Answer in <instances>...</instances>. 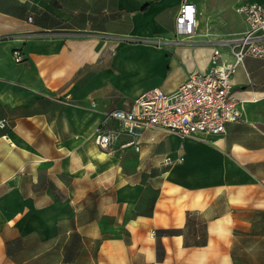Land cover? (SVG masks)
Instances as JSON below:
<instances>
[{
    "label": "crops",
    "instance_id": "0c3cea01",
    "mask_svg": "<svg viewBox=\"0 0 264 264\" xmlns=\"http://www.w3.org/2000/svg\"><path fill=\"white\" fill-rule=\"evenodd\" d=\"M190 1L196 33L180 38L174 20L182 0H0V120L6 123L0 127V264H21L12 252L19 239L55 243L61 222L72 216V196L88 192L90 177L100 185L120 180L123 159L135 169L123 177L131 208L138 200L144 208H134L128 224L137 232L130 240L136 251L113 264H185L187 256L190 264H219L222 254L232 259L225 244L237 236L223 230L233 227L234 208L253 203L264 209L263 57L236 65L232 92L242 118L218 136L204 141L150 128L137 136L138 151L122 145L132 139L128 134L107 151L94 140L97 128L114 127L113 120L104 121L112 108L153 86L174 90L191 71L208 69V36L244 29L235 7L245 0ZM238 16L241 26L233 30ZM14 48L22 51L21 62ZM137 154L139 167L165 156L171 162L139 182ZM160 179L176 188L170 198ZM149 184L157 189L154 199L147 198ZM56 196L64 199L56 203ZM167 199L183 206L179 216L171 203L161 208ZM187 211L207 215L200 244L186 239ZM157 228L179 230L161 235L160 258L156 237L147 233Z\"/></svg>",
    "mask_w": 264,
    "mask_h": 264
},
{
    "label": "rangeland",
    "instance_id": "374dc122",
    "mask_svg": "<svg viewBox=\"0 0 264 264\" xmlns=\"http://www.w3.org/2000/svg\"><path fill=\"white\" fill-rule=\"evenodd\" d=\"M234 14L236 15L235 12ZM233 20L236 21L235 23L239 22L237 27L233 25L232 28L237 30L242 22L239 16L238 21ZM123 24L122 22V28ZM229 35V33H222L207 38H210L212 43ZM99 148L102 151L108 150L100 146ZM138 157L137 154L135 160L138 164L136 162L135 168L136 170L139 168V182L146 181L148 177L160 173L162 168L170 165L164 162L165 157H163L161 162H156L157 164L155 162L141 164L139 167ZM132 170H135L132 165L128 168L127 160L123 159L120 164V176H122L120 180L112 183L110 179L100 185L96 179L90 177L88 192L76 193L69 201L72 205V216H67V221L61 222L56 242H41L33 238L19 239L12 250L13 253H17L18 261L21 264H113L114 260H122L131 251H136V243L130 240L137 232L128 224L135 213L134 208L140 210L144 205L141 204V200H138L132 209L128 200L130 186L123 177L133 173ZM158 181L162 184L160 188H164V198H170L176 188L169 186L164 179ZM149 188L151 195L147 198L154 199L157 189L152 184H149ZM63 197L56 196V203H60ZM165 202L171 203L170 209L178 216L180 215L183 206L178 204L177 200L161 201V208L166 207ZM252 204L238 205L234 208L233 227L230 230H223L229 235L237 236L235 242L225 244L231 250L232 259L228 255H218L219 264H227V262H230L229 264L231 262L232 264H264V209H258ZM145 207L143 211L150 213L151 202H147ZM169 207L163 209L169 210ZM67 213L69 214L68 211ZM158 215L157 213L156 216ZM206 220V213L187 211L185 236L188 242L205 241ZM150 232L156 237L155 230H149L147 233ZM138 261L140 260L134 262ZM183 261L185 264H190L193 260L187 256Z\"/></svg>",
    "mask_w": 264,
    "mask_h": 264
},
{
    "label": "built area",
    "instance_id": "2783aa9c",
    "mask_svg": "<svg viewBox=\"0 0 264 264\" xmlns=\"http://www.w3.org/2000/svg\"><path fill=\"white\" fill-rule=\"evenodd\" d=\"M235 11L242 17L244 29L212 42L214 50L208 69L191 71L174 90L153 86L130 102L112 108L104 121L113 120L115 125L97 128L94 132L96 144L112 150L119 135L124 133L132 139L122 145H133L138 151L137 136L150 128L205 141L222 134L227 123L240 120L242 110L238 98L233 95L231 78L236 65L246 57L264 58V4L245 0ZM196 13L194 2L182 0L174 20L177 36L191 37L196 33ZM222 48L230 53V60L223 58ZM12 55L16 62L23 60L19 48H14ZM5 124L4 119L0 120V127ZM164 162L170 163L171 158L165 156Z\"/></svg>",
    "mask_w": 264,
    "mask_h": 264
},
{
    "label": "trees",
    "instance_id": "16d2710c",
    "mask_svg": "<svg viewBox=\"0 0 264 264\" xmlns=\"http://www.w3.org/2000/svg\"><path fill=\"white\" fill-rule=\"evenodd\" d=\"M144 8H145V6L142 7L141 10H143ZM176 231H179L178 228L177 229H175V228H167V229L157 228V229H155L156 239H157L156 240V252H157L158 258H160L161 254H162V245H161V239H160L161 235L174 233ZM186 243H188V242L186 241ZM194 244H200V242H195Z\"/></svg>",
    "mask_w": 264,
    "mask_h": 264
},
{
    "label": "bare ground",
    "instance_id": "6f19581e",
    "mask_svg": "<svg viewBox=\"0 0 264 264\" xmlns=\"http://www.w3.org/2000/svg\"><path fill=\"white\" fill-rule=\"evenodd\" d=\"M213 50H214V49H213V46H212V52H213Z\"/></svg>",
    "mask_w": 264,
    "mask_h": 264
}]
</instances>
